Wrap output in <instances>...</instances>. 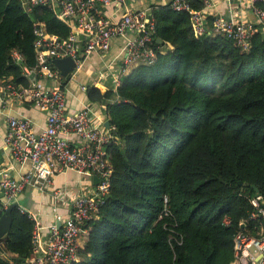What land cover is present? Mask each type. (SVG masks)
<instances>
[{
	"label": "trees",
	"instance_id": "trees-1",
	"mask_svg": "<svg viewBox=\"0 0 264 264\" xmlns=\"http://www.w3.org/2000/svg\"><path fill=\"white\" fill-rule=\"evenodd\" d=\"M256 4L264 11V0ZM150 14L151 59L116 88L86 91L103 104L117 139L107 145L109 192L81 222L86 238L71 264H232L235 235H258L261 226L250 199L253 185L264 195V19L246 49L213 33L212 15L197 34L190 13L172 0L153 2ZM40 21L61 41L75 23L49 5L28 11L22 0H0V83L29 85L24 67L41 65ZM11 212L0 264H25L34 257L36 221L18 206Z\"/></svg>",
	"mask_w": 264,
	"mask_h": 264
},
{
	"label": "built area",
	"instance_id": "built-area-1",
	"mask_svg": "<svg viewBox=\"0 0 264 264\" xmlns=\"http://www.w3.org/2000/svg\"><path fill=\"white\" fill-rule=\"evenodd\" d=\"M126 1L22 0L28 11L38 5H49L61 20L75 22L65 41L48 32L43 22H36L35 46L41 54V65L35 68L24 67L26 75L35 70L44 77L58 78L59 69L57 66L52 67L47 61L50 57L67 55L76 61L75 71L81 66L84 57L97 50L106 52L112 39L117 36L125 37L121 58L123 70L140 61L151 59L155 54V24L150 9L133 10L125 7L117 21H111L104 15L102 6L112 2L122 6ZM201 1L203 6L195 9L188 0H172L173 7L190 13L195 31L199 35L207 30L208 8L212 5V0ZM246 1L262 22L264 11L256 4L258 0ZM211 31L233 38L247 49L251 46V37L256 29L243 19L219 14L214 16ZM78 34L82 35L81 38H78ZM80 54H83L81 59ZM13 56L20 59L17 51L13 52ZM81 88L87 91L88 86L82 85ZM0 89L4 90L5 95L34 102L47 113L46 123L41 130L36 129L29 117L7 116L8 133L4 139L11 147L12 157L20 161L29 160L32 167L19 177L10 176L8 173L1 175L0 188L4 198L0 205V214L26 186L48 187L52 182V174L57 171L72 170L92 177L97 175L100 179L97 183H90L91 187L87 192L73 199L70 216L65 222L61 225H49L44 248H39L41 236L36 226L34 227V257L25 264H71L79 258V240L85 232L81 222L96 214L100 203L109 192L112 163L107 145L117 139L116 126L111 123L105 125V119L95 116L92 107L87 104L75 113H66V89L61 83L54 87H45L35 80H31L28 86L7 82L0 83ZM50 191L53 198L62 194L59 188ZM250 200L254 208L251 216L260 218V230L258 235L242 231L235 235L236 259L232 264H242L246 257H249L250 263L264 264L263 196L254 195ZM256 254H259L257 258Z\"/></svg>",
	"mask_w": 264,
	"mask_h": 264
},
{
	"label": "crops",
	"instance_id": "crops-1",
	"mask_svg": "<svg viewBox=\"0 0 264 264\" xmlns=\"http://www.w3.org/2000/svg\"><path fill=\"white\" fill-rule=\"evenodd\" d=\"M168 1L170 0H127L122 6L112 2L102 6V10L105 17L109 20L117 21L122 16L125 7L133 10L150 9V5L153 2L165 3ZM208 13L212 16L221 14L243 19L251 23L256 30L260 28L261 24V20L253 12L250 3L246 0H212ZM81 36V34H78V38H81ZM124 42L125 37H114L110 48L106 52L97 50L84 57L81 61V66L67 76H70V79L66 80L65 84L63 83L64 81L62 82V77L64 76L58 67L60 72L58 78L44 77L35 70L33 78L30 75L27 76L30 81L35 80L45 87H54L61 83L66 89V113H75L84 104H87L92 107L95 116L106 119L103 104L90 101L86 91H83L81 87L82 85L88 87L96 85L101 87L102 91L116 88L117 82L119 84V80L121 81L123 74L128 73L137 64L145 62L140 61L123 70L121 58ZM169 46L172 47L170 44ZM82 56L83 54H80L79 58L81 59ZM8 115L29 117L33 120L36 129L41 130L46 123L47 113L45 109L34 102L17 98L13 95H5L4 90L0 89V177L3 173L19 177L31 169L32 163L29 160L20 161L12 157L11 147L4 139L8 133ZM90 183H97L94 182L92 175L77 173L72 170L57 171L52 174V182L48 187L39 188L28 185L16 195L12 202H17L18 207L29 212L36 221L35 226L41 236L39 248H44L47 243L49 225L53 223L61 225L68 219L73 199L79 194L87 192L91 187ZM53 188L62 190V194L58 198H53L51 195L50 189ZM3 198L0 188V205ZM85 238L86 232H83L79 240L80 246L84 244ZM258 256L259 254H256L255 257L257 258ZM246 263H250L249 257L242 260V264Z\"/></svg>",
	"mask_w": 264,
	"mask_h": 264
},
{
	"label": "water",
	"instance_id": "water-1",
	"mask_svg": "<svg viewBox=\"0 0 264 264\" xmlns=\"http://www.w3.org/2000/svg\"><path fill=\"white\" fill-rule=\"evenodd\" d=\"M262 36H264V30L261 31ZM159 41H161L160 38H158ZM21 61V58L19 59ZM52 62L60 69L61 74L64 77H67L70 75V73L75 69L76 67V61L71 56L67 55L64 57H56L52 59ZM35 76L34 70L30 72V77L33 78ZM105 125L110 124V119L106 118L104 121ZM94 182H98L100 179L97 175L93 176ZM242 181H240L241 183ZM254 189V195H262L259 188L256 185H253ZM263 196V206H264V195ZM14 206H18L17 202L11 203L7 209H5L4 212L0 214V238L3 237L6 232L10 229L12 224V208ZM2 249V246L0 244V250Z\"/></svg>",
	"mask_w": 264,
	"mask_h": 264
}]
</instances>
